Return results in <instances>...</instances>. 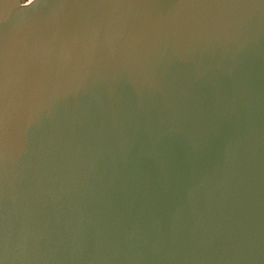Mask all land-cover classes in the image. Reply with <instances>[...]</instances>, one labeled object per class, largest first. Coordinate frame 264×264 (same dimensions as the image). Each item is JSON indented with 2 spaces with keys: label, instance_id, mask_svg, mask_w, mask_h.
<instances>
[{
  "label": "water",
  "instance_id": "1",
  "mask_svg": "<svg viewBox=\"0 0 264 264\" xmlns=\"http://www.w3.org/2000/svg\"><path fill=\"white\" fill-rule=\"evenodd\" d=\"M0 264H264V0H0Z\"/></svg>",
  "mask_w": 264,
  "mask_h": 264
}]
</instances>
